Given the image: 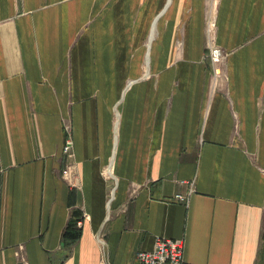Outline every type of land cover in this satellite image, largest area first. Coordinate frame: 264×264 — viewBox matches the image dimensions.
Wrapping results in <instances>:
<instances>
[{"label": "crops", "instance_id": "obj_1", "mask_svg": "<svg viewBox=\"0 0 264 264\" xmlns=\"http://www.w3.org/2000/svg\"><path fill=\"white\" fill-rule=\"evenodd\" d=\"M158 237L264 264V0H0V264H140Z\"/></svg>", "mask_w": 264, "mask_h": 264}, {"label": "built area", "instance_id": "obj_2", "mask_svg": "<svg viewBox=\"0 0 264 264\" xmlns=\"http://www.w3.org/2000/svg\"><path fill=\"white\" fill-rule=\"evenodd\" d=\"M209 57L215 66V77H219L222 74L220 64L225 60V54L222 49L213 44L210 47ZM66 139L63 145V154L68 159H73V133L70 123L65 124ZM71 163V162H70ZM68 164L62 171V176L68 181L71 186H76L74 178L76 172L74 171V164ZM180 201H187V198L181 195L177 196ZM84 219H80L77 222V227L81 228ZM137 259L140 264H185L184 261V241L172 240L165 237H158L155 240L154 247L149 252H139Z\"/></svg>", "mask_w": 264, "mask_h": 264}, {"label": "trees", "instance_id": "obj_3", "mask_svg": "<svg viewBox=\"0 0 264 264\" xmlns=\"http://www.w3.org/2000/svg\"><path fill=\"white\" fill-rule=\"evenodd\" d=\"M78 219L79 215L75 214L74 218L72 219V221L64 232V244L67 246H73L81 238L82 231L77 227Z\"/></svg>", "mask_w": 264, "mask_h": 264}]
</instances>
